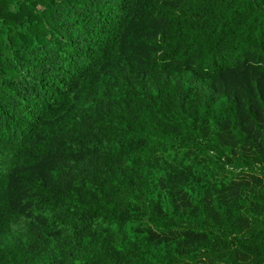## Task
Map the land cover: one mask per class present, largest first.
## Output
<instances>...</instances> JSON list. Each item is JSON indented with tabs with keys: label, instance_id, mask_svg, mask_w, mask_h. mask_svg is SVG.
Instances as JSON below:
<instances>
[{
	"label": "trees",
	"instance_id": "1",
	"mask_svg": "<svg viewBox=\"0 0 264 264\" xmlns=\"http://www.w3.org/2000/svg\"><path fill=\"white\" fill-rule=\"evenodd\" d=\"M0 264H264V0H0Z\"/></svg>",
	"mask_w": 264,
	"mask_h": 264
}]
</instances>
